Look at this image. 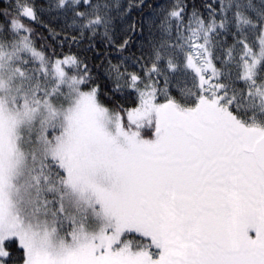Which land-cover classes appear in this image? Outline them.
Returning <instances> with one entry per match:
<instances>
[{
	"label": "snow or ice",
	"instance_id": "snow-or-ice-1",
	"mask_svg": "<svg viewBox=\"0 0 264 264\" xmlns=\"http://www.w3.org/2000/svg\"><path fill=\"white\" fill-rule=\"evenodd\" d=\"M0 264H264V0H0Z\"/></svg>",
	"mask_w": 264,
	"mask_h": 264
}]
</instances>
